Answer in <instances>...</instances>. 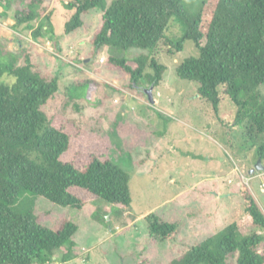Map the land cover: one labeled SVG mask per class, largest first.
I'll return each mask as SVG.
<instances>
[{"label": "trees", "instance_id": "trees-1", "mask_svg": "<svg viewBox=\"0 0 264 264\" xmlns=\"http://www.w3.org/2000/svg\"><path fill=\"white\" fill-rule=\"evenodd\" d=\"M14 1L15 31L30 30L35 39L44 35L43 29L53 34L49 24L34 26L47 0ZM12 2L0 0V7ZM65 6L73 12L65 22L66 34L82 28L90 10H103L92 38L97 51L106 47L149 51L133 61L114 55L107 60L109 69L129 74L137 87L144 78L150 86L163 81L167 67L157 58L160 45L183 50L182 42L173 44L166 36L172 19H177L184 39L199 50L198 56L177 67L178 77L195 83L198 95L210 103L223 125L232 114L226 102H232L234 122H248L264 135V0H203L197 13L188 12L183 0H112L110 5L107 0H70ZM35 41L31 50L21 48V65L6 68L14 81L2 80L5 71L0 70V264H48L61 252L60 264H65L75 255L72 239L79 226L62 219L49 228L32 211H16L13 205L23 190L78 210L103 200L116 207L118 219L129 213L133 202L131 176L110 157L111 141L101 122H92L89 130L66 114L45 111L60 90V78L34 54ZM91 84L98 82L89 78L73 87ZM73 108L79 113L83 109L77 104ZM258 157L264 160V146L258 148ZM239 193L243 210L170 264H264V210L249 187L243 185ZM144 221L152 242L173 240L180 232L177 223L157 212ZM248 224L252 229L246 231Z\"/></svg>", "mask_w": 264, "mask_h": 264}, {"label": "rangeland", "instance_id": "rangeland-1", "mask_svg": "<svg viewBox=\"0 0 264 264\" xmlns=\"http://www.w3.org/2000/svg\"><path fill=\"white\" fill-rule=\"evenodd\" d=\"M69 1L45 2L43 16L34 26L36 29L38 24H49L54 32L46 34L43 29L44 35L37 39L30 30L15 31L17 1L0 7V70L5 71L2 80L14 81L6 68L21 65V48L31 50L36 40L34 54L60 78V90L45 111L66 114L89 130L92 122H101L111 141L110 157L131 176L132 208L120 219L116 207L103 200L78 210L21 191L13 205L16 211H32L49 228H56L62 219L79 226L72 239L76 244L74 258L65 264H170L226 227L243 210L239 193L243 185L249 187L264 210V170L250 174L260 158L258 148L264 146V135L248 122H234L236 107L232 102H226L232 114L223 125L210 103L198 95L195 83L178 77L177 67L199 55L195 43L184 39L182 24L172 19L166 36L173 44L182 42L183 50L177 52L163 43L157 51L159 62L167 67L163 81L150 86L144 78L137 87L129 74L109 69L107 60L114 55L133 61L149 51L134 47L97 51L92 38L102 23L101 8L90 10L83 16V27L66 34L65 22L73 13L65 6ZM111 2L107 0V5ZM202 2L183 0V6L197 13ZM89 78L98 85L73 87ZM149 89L154 104L148 100ZM261 89L264 93V86ZM75 104L83 108L80 113L73 108ZM151 212L177 223L178 236L152 242L144 221ZM98 214L100 219L96 218ZM244 227L246 231L252 229L249 224ZM62 254L48 264H60Z\"/></svg>", "mask_w": 264, "mask_h": 264}, {"label": "water", "instance_id": "water-1", "mask_svg": "<svg viewBox=\"0 0 264 264\" xmlns=\"http://www.w3.org/2000/svg\"><path fill=\"white\" fill-rule=\"evenodd\" d=\"M146 94L148 96V100L152 104H154L155 100H154V97H153L152 89L147 90ZM261 170H264V166L262 165V159L259 158V160H258L257 164L255 165V167L250 171V174L253 175L256 171H261Z\"/></svg>", "mask_w": 264, "mask_h": 264}, {"label": "crops", "instance_id": "crops-1", "mask_svg": "<svg viewBox=\"0 0 264 264\" xmlns=\"http://www.w3.org/2000/svg\"><path fill=\"white\" fill-rule=\"evenodd\" d=\"M55 259V258H54Z\"/></svg>", "mask_w": 264, "mask_h": 264}]
</instances>
